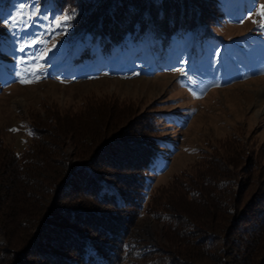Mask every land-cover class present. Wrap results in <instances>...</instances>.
I'll return each mask as SVG.
<instances>
[{
	"label": "trees",
	"instance_id": "trees-1",
	"mask_svg": "<svg viewBox=\"0 0 264 264\" xmlns=\"http://www.w3.org/2000/svg\"><path fill=\"white\" fill-rule=\"evenodd\" d=\"M10 1L0 0V7ZM46 1L64 12L74 10L76 36L103 50L128 40L138 44L149 32L163 45L190 31L202 37L219 5L217 0ZM111 116L31 123V141L21 154L0 138V264L121 261L116 252H124L136 224L143 181L159 151L155 137L144 136L153 131L150 124L135 137L129 129L122 133L125 119ZM67 142L79 163L66 154ZM211 160L151 211L165 227L168 246L152 250L149 264H264V172L255 177L254 158L247 155ZM110 177L123 187H109ZM119 206L128 214L110 213Z\"/></svg>",
	"mask_w": 264,
	"mask_h": 264
},
{
	"label": "rangeland",
	"instance_id": "rangeland-1",
	"mask_svg": "<svg viewBox=\"0 0 264 264\" xmlns=\"http://www.w3.org/2000/svg\"><path fill=\"white\" fill-rule=\"evenodd\" d=\"M217 4L215 20L203 27L202 37L190 31L163 45L149 32L138 44L128 40L111 50L85 45L71 20L66 30L50 31L54 18L64 13L52 1L11 0L0 7V138L6 145L23 153L31 141L29 125L56 117L94 122L95 116H116L125 119L122 133L129 129L135 137L148 124L152 127L144 136L155 137L158 159L145 175L144 203L124 252H116L121 256L117 264H149L152 250L168 246L165 227L151 211L159 210L167 192L179 190L213 156L247 155L257 167L253 175L264 172V28L253 23L260 19L254 11L264 0ZM33 37L56 47L41 61L45 70L40 78L22 84L17 73L24 65L17 61L43 47L18 51ZM71 146L67 142L66 154L79 163ZM141 149H136L139 154ZM112 177L109 187L122 188ZM118 212L129 211L110 210L114 216Z\"/></svg>",
	"mask_w": 264,
	"mask_h": 264
},
{
	"label": "snow or ice",
	"instance_id": "snow-or-ice-1",
	"mask_svg": "<svg viewBox=\"0 0 264 264\" xmlns=\"http://www.w3.org/2000/svg\"><path fill=\"white\" fill-rule=\"evenodd\" d=\"M21 9H23V5H20ZM37 14H39V9H37ZM254 14L259 16V21L253 20V23H258L259 27L264 28V4L259 5V9L254 11ZM75 16L74 10H69L64 12L62 15L54 18L53 23L49 25V30L54 31L55 28H64L67 29L68 21L72 20ZM249 19H251V15L248 16ZM243 22L242 20L240 21ZM63 34V33H59ZM50 41L45 40L43 37H33L23 43L18 51L21 53L25 52V49H32L35 48L36 45H42L43 47H40L36 49L35 51L27 53L26 57L20 58L17 63L20 65H24V68L22 72L17 73V76L19 77L20 83H31L36 82L40 78V74L44 72V65L41 63V61H44L48 53L52 50V48L56 47L55 43L51 44V47H48V44ZM176 71H179L181 75H184L182 69H176ZM24 73H29L33 79H28L24 76Z\"/></svg>",
	"mask_w": 264,
	"mask_h": 264
}]
</instances>
